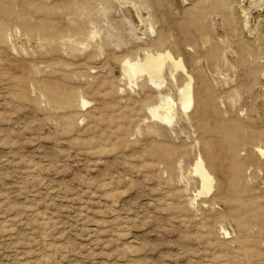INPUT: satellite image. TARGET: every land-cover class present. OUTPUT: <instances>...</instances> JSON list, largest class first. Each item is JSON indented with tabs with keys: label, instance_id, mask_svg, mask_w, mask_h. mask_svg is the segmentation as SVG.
Listing matches in <instances>:
<instances>
[{
	"label": "rangeland",
	"instance_id": "1",
	"mask_svg": "<svg viewBox=\"0 0 264 264\" xmlns=\"http://www.w3.org/2000/svg\"><path fill=\"white\" fill-rule=\"evenodd\" d=\"M260 149L264 0H0V264H264Z\"/></svg>",
	"mask_w": 264,
	"mask_h": 264
},
{
	"label": "bare ground",
	"instance_id": "2",
	"mask_svg": "<svg viewBox=\"0 0 264 264\" xmlns=\"http://www.w3.org/2000/svg\"><path fill=\"white\" fill-rule=\"evenodd\" d=\"M157 63H158L157 60H150V62H149L150 66L153 70H155L157 68ZM123 70L125 71V74H127L130 78L137 71H147V69L144 66H142L141 63L136 62V61H125L123 63ZM181 100H182V109L183 110L187 109L190 105V102H191L190 90H189L188 86L182 90ZM170 108H171L170 105H166L164 108L165 112L162 114V117H161L164 121L168 120V114L167 113H168ZM259 152L264 155V151H262L261 149L259 150Z\"/></svg>",
	"mask_w": 264,
	"mask_h": 264
}]
</instances>
